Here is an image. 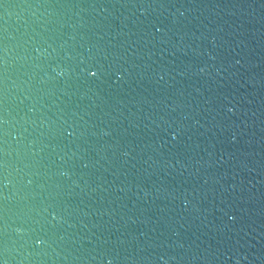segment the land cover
Listing matches in <instances>:
<instances>
[{
	"label": "water",
	"instance_id": "95a60500",
	"mask_svg": "<svg viewBox=\"0 0 264 264\" xmlns=\"http://www.w3.org/2000/svg\"><path fill=\"white\" fill-rule=\"evenodd\" d=\"M0 264H264V0H0Z\"/></svg>",
	"mask_w": 264,
	"mask_h": 264
}]
</instances>
